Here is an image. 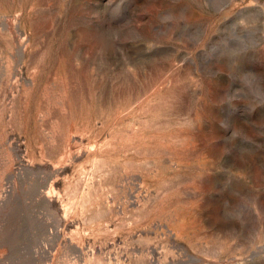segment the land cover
Here are the masks:
<instances>
[{
  "label": "rangeland",
  "instance_id": "rangeland-1",
  "mask_svg": "<svg viewBox=\"0 0 264 264\" xmlns=\"http://www.w3.org/2000/svg\"><path fill=\"white\" fill-rule=\"evenodd\" d=\"M0 264H264V0H0Z\"/></svg>",
  "mask_w": 264,
  "mask_h": 264
}]
</instances>
